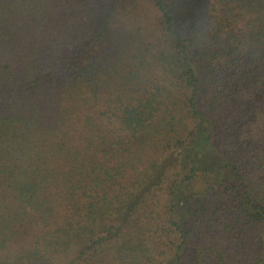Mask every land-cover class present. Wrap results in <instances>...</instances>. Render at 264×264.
<instances>
[{
  "label": "trees",
  "instance_id": "obj_1",
  "mask_svg": "<svg viewBox=\"0 0 264 264\" xmlns=\"http://www.w3.org/2000/svg\"><path fill=\"white\" fill-rule=\"evenodd\" d=\"M0 264H264V0H0Z\"/></svg>",
  "mask_w": 264,
  "mask_h": 264
}]
</instances>
